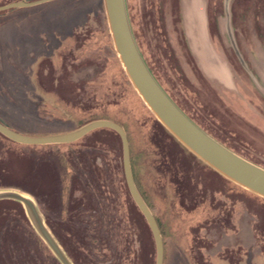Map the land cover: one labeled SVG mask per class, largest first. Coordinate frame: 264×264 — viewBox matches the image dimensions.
Returning <instances> with one entry per match:
<instances>
[{"label": "rangeland", "instance_id": "374dc122", "mask_svg": "<svg viewBox=\"0 0 264 264\" xmlns=\"http://www.w3.org/2000/svg\"><path fill=\"white\" fill-rule=\"evenodd\" d=\"M14 1L24 0L0 5ZM198 1L126 0L134 38L190 118L264 167V0ZM108 23L103 0L0 10V119L29 135L97 119L120 123L134 177L160 222L163 264H264V197L211 168L161 124L129 81ZM69 153L102 174L111 159L122 179L121 139L112 130L29 146L0 133V191L29 195L73 264H156L136 204L132 226L108 225L121 218L111 183L75 181L65 171ZM0 264H61L11 199H0Z\"/></svg>", "mask_w": 264, "mask_h": 264}, {"label": "water", "instance_id": "95a60500", "mask_svg": "<svg viewBox=\"0 0 264 264\" xmlns=\"http://www.w3.org/2000/svg\"><path fill=\"white\" fill-rule=\"evenodd\" d=\"M50 0L14 1L0 5V10L31 6ZM113 45L134 89L153 115L187 149L211 168L242 186L264 197V167L246 159L212 137L183 112L168 92L157 81L142 56L134 38L127 12L126 0H103ZM101 127L115 130L121 139L123 170L127 187L143 214L155 242L156 264H163L164 241L158 222L142 198L133 177L129 140L120 123L97 119L70 132L49 135H29L17 132L0 119V133L21 144H55L72 142L91 130ZM0 199H11L22 204L34 230L61 264H73L54 234L48 229L35 201L27 194L12 190L0 191Z\"/></svg>", "mask_w": 264, "mask_h": 264}, {"label": "flooded vegetation", "instance_id": "af4514ba", "mask_svg": "<svg viewBox=\"0 0 264 264\" xmlns=\"http://www.w3.org/2000/svg\"><path fill=\"white\" fill-rule=\"evenodd\" d=\"M189 1H191V4L194 5V6H197L198 5L197 3H199L198 0H189ZM186 3H188V2H186ZM149 69L151 70L150 67H149ZM151 72H152V70H151ZM153 75H154V73H153ZM155 78H156V76H155ZM157 81H158V79H157ZM160 85H161V83H160ZM163 89H164V87H163ZM184 113H186V112H184ZM81 146L82 147H86L88 145L84 144V145H81ZM89 146H91V145H89ZM68 156H69V159L66 160V163L64 165L65 166V171L67 173H71L72 172V177H75V179H76L75 181H78L79 183L81 182V185H82V183L84 184V183H87V182L90 181L91 183L96 184V187L97 188L101 189V188H107L109 182L111 183L112 193H113V196H114V198L116 200L115 203H116V206H117V209H118V213H120V217L121 218H120V220L118 219V222H114L113 220H111V219L108 218V219H106L107 220V224L108 225H114L115 226V229H118V230L119 229H128L129 226H132L133 223H132V214H131V212H132L133 204H136V202H134L133 197L131 196V194L129 192V189L127 187V183H126V179H125V175H124V170H123V163L124 162L122 161V179H121L118 176V169L116 168V166L113 165L114 162L111 159L110 160H108V159L105 160L104 165H102V164L100 165L99 164L100 167L101 168L103 167V170H104V172H103L104 174H102L100 172V169H98L99 166L96 167V166L92 165V163L87 162L85 159L81 161V159H78V158H71L70 153L68 154ZM131 168H132V173H133V177H134L132 163H131ZM134 179H135L136 186H137V188H138V190H139L142 198L144 199V201L146 202V204L149 206V204L147 202V198L142 193V191L140 189V186L138 185L135 177H134ZM76 184H77V182H76ZM124 184L126 185V188H127L128 192H129L130 197H128V195H127V193L125 191ZM130 198L132 199V202H130V200H129ZM81 204H82V202H81ZM84 205L85 204H82L83 207H84ZM149 208H150V206H149ZM155 218H156V216H155ZM99 220H98V222L96 224H102V223H99ZM80 221H81V224L80 225L83 228H84V226H87V224H89V223L86 222V219L85 220H80ZM46 223H47V225H49V227L51 229L52 228L51 223H49V221H47ZM158 225H159V223H158ZM159 227H160V225H159ZM160 230H161V227H160ZM161 234H162V232H161Z\"/></svg>", "mask_w": 264, "mask_h": 264}, {"label": "trees", "instance_id": "16d2710c", "mask_svg": "<svg viewBox=\"0 0 264 264\" xmlns=\"http://www.w3.org/2000/svg\"><path fill=\"white\" fill-rule=\"evenodd\" d=\"M8 127H10V129L12 128L13 130H15V131H17V132H20V133H26L24 130H20V129H17V128H14V127H12V126H10V125H8V124H6ZM101 128H104V129H109V130H112V131H114L115 133H117L115 130H113V129H111V128H106V127H101ZM26 134H28V133H26ZM30 134V133H29ZM118 134V133H117ZM32 135H34V134H32ZM119 135V134H118ZM120 137V136H119ZM198 160V159H197ZM198 162L202 165V167L204 168V169H206V170H212L210 167H208L207 165H205V163L203 164L202 162H201V160H198ZM212 171H214V170H212ZM215 172V171H214ZM215 173H217V172H215ZM221 177H223V176H221ZM223 179H225L224 177H223ZM228 181V180H227ZM259 197V196H258ZM150 206V205H149ZM219 207V206H218ZM181 208L184 210L185 208L184 207H182V205H181ZM141 213V212H140ZM142 216H143V214H142ZM144 217V216H143ZM145 219V218H144ZM156 219H157V221H158V223H159V225H160V222H159V220H158V218L156 217Z\"/></svg>", "mask_w": 264, "mask_h": 264}, {"label": "crops", "instance_id": "0c3cea01", "mask_svg": "<svg viewBox=\"0 0 264 264\" xmlns=\"http://www.w3.org/2000/svg\"><path fill=\"white\" fill-rule=\"evenodd\" d=\"M164 253H165V249H164Z\"/></svg>", "mask_w": 264, "mask_h": 264}]
</instances>
